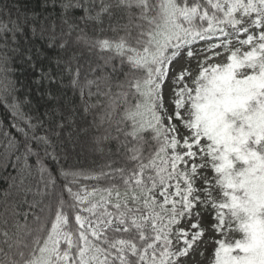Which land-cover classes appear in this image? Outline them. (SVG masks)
Returning <instances> with one entry per match:
<instances>
[{"label":"snow or ice","instance_id":"snow-or-ice-1","mask_svg":"<svg viewBox=\"0 0 264 264\" xmlns=\"http://www.w3.org/2000/svg\"><path fill=\"white\" fill-rule=\"evenodd\" d=\"M41 7L0 12V108L15 121L0 161L17 172L0 264H198L208 243L209 264H264V0ZM82 138L89 167L71 162ZM206 216L220 239H203Z\"/></svg>","mask_w":264,"mask_h":264},{"label":"trees","instance_id":"trees-1","mask_svg":"<svg viewBox=\"0 0 264 264\" xmlns=\"http://www.w3.org/2000/svg\"><path fill=\"white\" fill-rule=\"evenodd\" d=\"M7 8L10 13L11 17L14 19L19 11L21 16L23 17L24 13H40L41 16L45 14V12H51L53 11L52 8H42L41 7V0H0V12H3L4 9ZM81 10H74V15H81ZM28 29L27 26H25V34H27ZM104 35L112 36L111 32H108L106 34H103L101 36V39L104 38ZM2 46V45H0ZM28 46H31L33 48V52L35 53V47L40 46L42 50L47 51V54L49 56L55 55L54 51L46 50L44 49V41H41L37 37L30 38V44ZM113 64H118L119 60H113ZM125 70H127V65L123 66ZM14 78L19 83L17 84V89L19 90L21 85L23 86V89L26 91L29 88L32 90L31 95L33 99V103H39L40 104V111H43L44 103L45 101L36 95V85L32 84V79L34 78L32 69L27 65V63H15L14 68ZM122 78V74H121ZM2 82V81H0ZM41 91H43V88H41ZM21 95H23V91L20 92ZM67 98L71 100L73 103L79 105L80 104V96L79 93H76L75 95L71 90L67 92ZM85 99H87V96H85ZM9 123H15V121L11 120L8 112L5 111L4 108H0V129L6 128V126ZM9 131L12 134H16V129H9ZM77 153H80L79 156L74 155L72 163H75L77 160H79L80 164L89 167L93 164V160L96 159L98 161V158L93 157L89 154L87 151L86 145L82 143L78 145L75 149ZM30 163H35V158H30ZM52 168L53 172L55 173V165H52L51 161H46ZM17 175V172L13 170L11 163L5 164L2 161H0V204H2L5 197H8L9 199L12 198L10 194L14 193V189L10 187V185L13 182V177ZM85 183H91L90 181H85ZM29 199L31 197L29 196ZM27 207V205H25ZM0 211H2V208H0ZM72 221L74 222V217H72Z\"/></svg>","mask_w":264,"mask_h":264},{"label":"rangeland","instance_id":"rangeland-1","mask_svg":"<svg viewBox=\"0 0 264 264\" xmlns=\"http://www.w3.org/2000/svg\"><path fill=\"white\" fill-rule=\"evenodd\" d=\"M211 223V218L209 216H206L204 221H203V227H205L206 229H208L206 231V235L203 237L204 240H209L210 238L214 237L215 239H220L221 237L215 233H213L210 229H209V225ZM203 251H204V255L203 257H200L199 254L196 255V260L198 261V264H209V258L212 255L213 249L215 247L214 243H208L206 247H204L203 245H201ZM188 264H193V261L191 259H189Z\"/></svg>","mask_w":264,"mask_h":264}]
</instances>
